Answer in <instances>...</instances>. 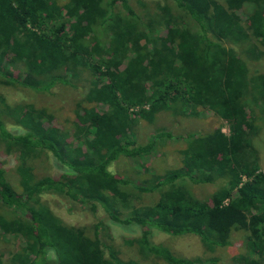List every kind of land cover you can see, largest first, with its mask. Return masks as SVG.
Instances as JSON below:
<instances>
[{"label": "trees", "instance_id": "trees-1", "mask_svg": "<svg viewBox=\"0 0 264 264\" xmlns=\"http://www.w3.org/2000/svg\"><path fill=\"white\" fill-rule=\"evenodd\" d=\"M169 1L180 16L164 6L142 18L127 0H0V86L49 93L58 85L75 88L87 74L86 104L95 105L78 106L69 129L49 111L10 107L0 95V146L19 151L20 187L11 186L0 162V235L24 243L8 264H138L105 245L100 224L90 236L64 224L39 203L49 191L100 207L115 225L138 227L139 238L125 243L136 245L144 259L216 263L176 256L151 242L152 229L196 235L210 251L228 246L230 234L244 230L249 255L264 254V172L250 142L247 103L250 97L264 112V76L248 78L245 63L226 48L246 44L248 56L259 55L250 40L264 47V0ZM116 4L122 13L113 11ZM248 4L254 16L244 27L238 13ZM144 105L148 109L130 111ZM198 108L222 119L230 135L215 129L189 136L179 166L151 171L140 186L109 170L121 157L149 155L158 140L169 137L158 133L138 145L132 140L137 122L150 125L164 111L177 115ZM6 116L19 128H7ZM45 152L63 171L58 179L40 177L29 164ZM179 181L217 188L198 199ZM135 191L157 192L159 202L124 217L120 209L130 208Z\"/></svg>", "mask_w": 264, "mask_h": 264}, {"label": "rangeland", "instance_id": "rangeland-1", "mask_svg": "<svg viewBox=\"0 0 264 264\" xmlns=\"http://www.w3.org/2000/svg\"><path fill=\"white\" fill-rule=\"evenodd\" d=\"M133 11L144 18L150 14L160 13L159 8L167 6L172 8V13L181 15V12L173 9L169 0H127ZM61 4L66 0H59ZM113 11L121 12L117 4ZM252 4L245 5L243 10L238 13V18L242 26H247L254 14ZM124 13V12H123ZM156 34H163L158 30ZM257 40L251 38L250 43L255 44L259 55L248 56L246 53V44H226V48L231 47L245 63L248 78L264 76V47L257 44ZM249 43V44H250ZM252 53V52H251ZM256 53V52H254ZM82 78L83 82L77 84V87L58 85L49 93H36L29 89L21 87L0 86V95L4 97L10 107L33 106L36 109L49 111L61 124L72 129L75 121V110L80 105L93 106L86 104V93L88 90L87 74ZM247 103L252 110L253 121L249 131L251 146L258 157L259 169L264 172V112L261 106L247 98ZM95 106V105H94ZM99 106L98 108H100ZM148 109V105L134 106L130 109L134 114L141 109ZM154 124H146L144 121L137 122L132 133V140L138 145L146 144L154 135L158 133L169 134V137H163L157 141L155 149L147 156L131 159L121 157L114 162L109 170L117 175L129 178L134 184L140 186L143 180L150 177L151 171L164 172L170 168L178 167L182 160V153L185 150L186 140L193 135H206L212 133L215 129H221L225 136L230 135L228 125L206 108H198L190 113L173 114L171 111H164L157 114ZM7 128L17 129L12 119L7 116L4 118ZM19 151H7L0 146V162L6 170V177L11 186L19 191L18 178L15 174V168L18 164ZM33 172L40 177H52L58 179L63 173L60 166L54 162L50 153H39L31 158L29 162ZM178 185L188 190L189 194L198 199H206L217 188L213 185L192 184L188 181H179ZM128 203L130 208L120 209L124 217L134 208L153 206L159 202L157 192L148 194H139L136 191ZM226 202V201H225ZM39 203L46 205L52 212L67 226L83 229L87 235L93 234L96 224L101 225L100 237L105 245L110 246L119 258L125 261H133L138 264H164L163 261L156 258H142L137 251L136 245L126 244L125 241L139 238L140 229L136 226L123 228L109 221L106 214L100 207L82 206L73 203L67 194L62 192L49 191L39 197ZM1 211V210H0ZM248 234L244 230L232 232L229 237V245L226 247L215 248L212 251L207 250L198 236L193 234L183 236H171L158 230L152 229L150 240L154 244H162L168 247L173 254L184 259H202L213 258L215 264H264V254L261 256L249 255L247 247ZM23 242L13 236L0 235V264H8L10 257L20 250ZM49 259H54V253L48 254ZM244 261H241V259Z\"/></svg>", "mask_w": 264, "mask_h": 264}]
</instances>
